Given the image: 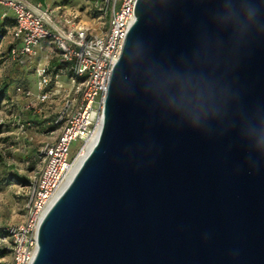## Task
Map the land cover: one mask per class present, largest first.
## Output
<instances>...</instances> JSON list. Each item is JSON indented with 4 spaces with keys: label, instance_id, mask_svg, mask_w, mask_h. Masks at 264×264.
I'll return each mask as SVG.
<instances>
[{
    "label": "water",
    "instance_id": "95a60500",
    "mask_svg": "<svg viewBox=\"0 0 264 264\" xmlns=\"http://www.w3.org/2000/svg\"><path fill=\"white\" fill-rule=\"evenodd\" d=\"M31 264H264V0H136Z\"/></svg>",
    "mask_w": 264,
    "mask_h": 264
},
{
    "label": "built area",
    "instance_id": "2783aa9c",
    "mask_svg": "<svg viewBox=\"0 0 264 264\" xmlns=\"http://www.w3.org/2000/svg\"><path fill=\"white\" fill-rule=\"evenodd\" d=\"M135 3L136 0H105V8L111 12L107 29L102 35H96L83 27L60 29L51 12L32 0H0V31L6 18L13 20L11 59L32 58L42 42L50 41L64 62L60 74H68L69 85L78 94L75 101L65 100L54 122L61 124L55 142L39 152L43 166L39 175L29 182L23 222L0 228V248L7 252V260L4 261L5 256L0 257V264H31L37 249L38 226L69 182L77 156L69 160L71 143L79 141V152L100 131L111 70L134 21ZM7 10L13 12V17L8 16ZM35 73L40 102L60 93L47 89L52 82L48 64L37 65ZM54 86L60 87L56 81ZM17 91L29 96L28 91Z\"/></svg>",
    "mask_w": 264,
    "mask_h": 264
},
{
    "label": "rangeland",
    "instance_id": "374dc122",
    "mask_svg": "<svg viewBox=\"0 0 264 264\" xmlns=\"http://www.w3.org/2000/svg\"><path fill=\"white\" fill-rule=\"evenodd\" d=\"M65 2L72 10L80 13L75 19L76 25L96 35L105 33L111 13L109 8H105V0ZM7 13L9 17H13L12 11L7 10ZM13 44L11 27L8 26L0 37V85L12 82L9 83L5 98L0 102V228L23 222L29 194L28 182L39 175L43 166L38 153L44 146L55 142L61 124L55 125L54 122L65 100L78 98L74 88L70 87L67 76L59 72L60 66L64 67V62L60 52L50 41L45 42L41 51L32 58L8 60L7 53ZM52 62L54 68L51 67ZM39 64H48L52 82L47 89L51 93L54 90L60 92L45 102L37 99L38 78L35 69ZM56 75L59 80L64 77V84H60L59 88L54 86ZM16 87H21V91H28L29 96L16 91ZM79 145L78 140L71 143L69 160L77 155ZM13 172L20 176L16 182L11 181ZM6 260L5 256L4 261Z\"/></svg>",
    "mask_w": 264,
    "mask_h": 264
},
{
    "label": "crops",
    "instance_id": "0c3cea01",
    "mask_svg": "<svg viewBox=\"0 0 264 264\" xmlns=\"http://www.w3.org/2000/svg\"><path fill=\"white\" fill-rule=\"evenodd\" d=\"M32 2L39 3L43 8L48 9L60 29L70 30L79 27V25L75 24V19L77 16H80V13L72 10L70 5H68L65 0H32ZM45 42L48 41L42 42L37 48L36 53L41 51L42 47L45 46ZM51 67H55L54 62H52ZM63 75L67 76L68 78V74ZM60 79L63 81L59 80L58 78L55 80L57 85L64 84V77H61Z\"/></svg>",
    "mask_w": 264,
    "mask_h": 264
},
{
    "label": "trees",
    "instance_id": "16d2710c",
    "mask_svg": "<svg viewBox=\"0 0 264 264\" xmlns=\"http://www.w3.org/2000/svg\"><path fill=\"white\" fill-rule=\"evenodd\" d=\"M8 26L9 27H12L13 26V20L11 18H6V21L4 22L3 24V27L0 31V37L4 34V32L8 29ZM14 46V44L11 46L10 49H12V47ZM7 58L8 60H12L11 59V56H10V50L8 51L7 53ZM15 60H18V59H15ZM60 68H63V66H60ZM9 83H12V82H3L1 85H0V102L3 100V98H5L6 94H7V91H8V88H9ZM18 89H21V87H16V91ZM23 89V88H22ZM26 91V90H24ZM37 118V117H35ZM39 119H37L38 121ZM39 155V153H38ZM40 157V156H39ZM20 179V176L16 173V172H13V174L11 175V181H18ZM29 184V182H28ZM6 251L5 250H2L0 249V257H3L6 255Z\"/></svg>",
    "mask_w": 264,
    "mask_h": 264
},
{
    "label": "bare ground",
    "instance_id": "6f19581e",
    "mask_svg": "<svg viewBox=\"0 0 264 264\" xmlns=\"http://www.w3.org/2000/svg\"><path fill=\"white\" fill-rule=\"evenodd\" d=\"M98 134H95L90 143L86 146H84L77 154L74 163H73V167H72V171L69 177V180L71 179V177L73 176V174L75 173V171L77 170V168L79 167V165L81 164L82 160L85 158V156L87 155V153L89 152V150L91 149L92 145L95 143V141L97 140ZM64 189V188H63Z\"/></svg>",
    "mask_w": 264,
    "mask_h": 264
},
{
    "label": "clouds",
    "instance_id": "9594fccd",
    "mask_svg": "<svg viewBox=\"0 0 264 264\" xmlns=\"http://www.w3.org/2000/svg\"><path fill=\"white\" fill-rule=\"evenodd\" d=\"M245 11L247 14L254 16L255 15V9L249 4L246 5Z\"/></svg>",
    "mask_w": 264,
    "mask_h": 264
}]
</instances>
